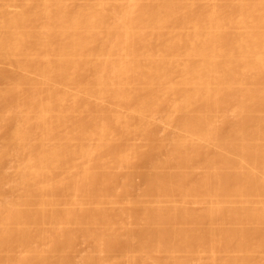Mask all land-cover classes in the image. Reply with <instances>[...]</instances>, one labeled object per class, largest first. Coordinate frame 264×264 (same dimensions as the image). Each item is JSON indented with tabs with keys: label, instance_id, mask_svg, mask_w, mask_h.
<instances>
[{
	"label": "bare ground",
	"instance_id": "bare-ground-1",
	"mask_svg": "<svg viewBox=\"0 0 264 264\" xmlns=\"http://www.w3.org/2000/svg\"><path fill=\"white\" fill-rule=\"evenodd\" d=\"M0 264H264V0H0Z\"/></svg>",
	"mask_w": 264,
	"mask_h": 264
}]
</instances>
